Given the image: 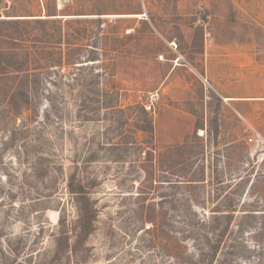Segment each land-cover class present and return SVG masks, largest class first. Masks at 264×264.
<instances>
[{
  "label": "rangeland",
  "instance_id": "rangeland-1",
  "mask_svg": "<svg viewBox=\"0 0 264 264\" xmlns=\"http://www.w3.org/2000/svg\"><path fill=\"white\" fill-rule=\"evenodd\" d=\"M18 19L0 264H264V0L0 5Z\"/></svg>",
  "mask_w": 264,
  "mask_h": 264
},
{
  "label": "trees",
  "instance_id": "trees-1",
  "mask_svg": "<svg viewBox=\"0 0 264 264\" xmlns=\"http://www.w3.org/2000/svg\"><path fill=\"white\" fill-rule=\"evenodd\" d=\"M32 21H35L36 23H39V24H41V25H44V23H43V21H41V20H32ZM23 20H14V21H1V23L0 24H8V25H13V26H15V28H17L18 26H20V25H22L23 24ZM25 23V22H24ZM16 34L18 35V36H23V33H21V31L20 30H17L16 31ZM2 36V35H1ZM3 36H5V37H9V36H6V35H3ZM1 62V61H0ZM19 95H22V93H23V90H20L19 89ZM142 112L144 113V111L142 110ZM144 114H146V113H144ZM201 129V127H196L195 129ZM141 131H145V132H150V133H152L153 132V127H152V122H151V120H148L147 121V126L146 127H144ZM152 136V135H151ZM189 182H193V181H189ZM72 183V180H71V182H70V184ZM77 190H79L78 191V193L79 194H81V196H84V197H86V192L84 191V189H83V186L81 185V184H78L77 185ZM84 213H85V220H86V223L83 225V231L85 232V234H88V232H89V229H90V225H91V220H92V215H91V212H90V210H84Z\"/></svg>",
  "mask_w": 264,
  "mask_h": 264
},
{
  "label": "built area",
  "instance_id": "built-area-1",
  "mask_svg": "<svg viewBox=\"0 0 264 264\" xmlns=\"http://www.w3.org/2000/svg\"><path fill=\"white\" fill-rule=\"evenodd\" d=\"M4 2L8 3V0H0V5L4 4Z\"/></svg>",
  "mask_w": 264,
  "mask_h": 264
}]
</instances>
